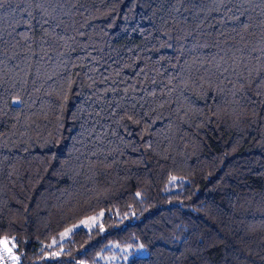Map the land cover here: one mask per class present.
Returning a JSON list of instances; mask_svg holds the SVG:
<instances>
[{
  "label": "trees",
  "instance_id": "trees-1",
  "mask_svg": "<svg viewBox=\"0 0 264 264\" xmlns=\"http://www.w3.org/2000/svg\"><path fill=\"white\" fill-rule=\"evenodd\" d=\"M5 237L19 264H264V0H0Z\"/></svg>",
  "mask_w": 264,
  "mask_h": 264
},
{
  "label": "rangeland",
  "instance_id": "rangeland-1",
  "mask_svg": "<svg viewBox=\"0 0 264 264\" xmlns=\"http://www.w3.org/2000/svg\"><path fill=\"white\" fill-rule=\"evenodd\" d=\"M92 218H95V217H93V216L88 217V218L82 220L81 222L65 229L63 232H61L58 241L59 242L64 241L72 231H74L78 228H83V229L91 228L93 225L96 224V221H97L96 218L94 220ZM68 229H72V231L68 232V234L65 236L64 233L67 232ZM109 247H111V252L107 256L103 257L102 264H126L127 260L131 256H135V255L143 256L144 255V252H139V253L134 252L133 253L132 248H129V247H119V246L114 245V244L109 245ZM125 249H127L128 251L125 252L124 251ZM7 264H12V262L8 261Z\"/></svg>",
  "mask_w": 264,
  "mask_h": 264
},
{
  "label": "snow or ice",
  "instance_id": "snow-or-ice-1",
  "mask_svg": "<svg viewBox=\"0 0 264 264\" xmlns=\"http://www.w3.org/2000/svg\"><path fill=\"white\" fill-rule=\"evenodd\" d=\"M172 179L175 180V177H173ZM92 219L94 220L95 218ZM71 231L72 229H68L67 232L64 233V235L66 236L68 232ZM53 243H55V241H53ZM15 247L16 245L7 237L0 239V264H7L8 261H11L12 264H19V256L13 253V249ZM141 248H143V246H141ZM124 251L127 252L128 250L125 249ZM57 255L58 253L55 252H53L52 254L53 257H56Z\"/></svg>",
  "mask_w": 264,
  "mask_h": 264
}]
</instances>
